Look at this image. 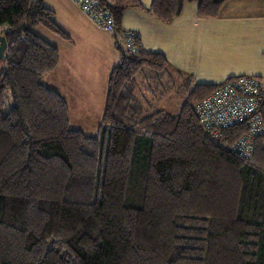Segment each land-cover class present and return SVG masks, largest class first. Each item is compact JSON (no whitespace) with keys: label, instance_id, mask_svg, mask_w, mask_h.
Here are the masks:
<instances>
[{"label":"trees","instance_id":"obj_1","mask_svg":"<svg viewBox=\"0 0 264 264\" xmlns=\"http://www.w3.org/2000/svg\"><path fill=\"white\" fill-rule=\"evenodd\" d=\"M97 1L115 42L130 47L117 46L89 135L70 126L66 101L43 82L58 50L34 28L67 38L53 12L43 0H0V264H264L261 139L240 156L245 122L214 136L194 111L231 77L193 85L183 77L171 83L184 97L177 114L156 110L146 91L158 89L144 83L170 80L169 63L121 26L124 9L144 7ZM225 1L151 0L145 9L169 23L185 3L215 17Z\"/></svg>","mask_w":264,"mask_h":264},{"label":"crops","instance_id":"obj_2","mask_svg":"<svg viewBox=\"0 0 264 264\" xmlns=\"http://www.w3.org/2000/svg\"><path fill=\"white\" fill-rule=\"evenodd\" d=\"M140 2L144 8L124 9L122 29L138 35L144 49L162 53L171 75L205 84L237 76L264 81V0H226L215 17H198L194 3L184 4L169 23L145 9L151 0ZM43 3L67 35L63 39L43 27L34 28L58 50V65L43 82L66 101L71 125L76 119L74 125L87 124L96 132L108 76L120 58L117 46L124 50L130 42L122 36L115 42L113 33L97 26L72 0ZM80 119H86L85 124Z\"/></svg>","mask_w":264,"mask_h":264},{"label":"built area","instance_id":"obj_3","mask_svg":"<svg viewBox=\"0 0 264 264\" xmlns=\"http://www.w3.org/2000/svg\"><path fill=\"white\" fill-rule=\"evenodd\" d=\"M99 27L112 31V17L108 9L97 0H72ZM198 123L210 129L216 136L218 131L234 124L245 122L247 133L234 148L240 156H250L253 139L260 138L264 148V81L251 76H237L219 85L209 95L194 105Z\"/></svg>","mask_w":264,"mask_h":264},{"label":"rangeland","instance_id":"obj_4","mask_svg":"<svg viewBox=\"0 0 264 264\" xmlns=\"http://www.w3.org/2000/svg\"><path fill=\"white\" fill-rule=\"evenodd\" d=\"M189 4L191 5V3H185V7H187V5L189 6ZM97 26H99V25H97ZM100 28L103 29L102 27H100ZM107 32H109V31H107ZM110 33H113V29H112V31ZM4 68H5V62H4L3 59L0 58V72ZM169 76H170V80H167V78L166 79L162 78V81H160L161 85L157 84L156 82H152V81H147V83L145 82L144 84L145 85L151 84L150 85L151 87H156L158 89L155 92H154V90L152 92H149L148 90L146 91V93H147V96H146L147 101L152 104V107L155 108L156 110H163V111H165V112H167V113H169L171 115H174V114H177V112L179 110V105L183 101L184 97L183 96H179L175 92V90L173 89L174 87L172 86V84L174 86H177L180 83V80L183 79V77L176 76L174 74H172V75L169 74ZM195 83H197V82H194L193 79H191V84L193 85ZM141 89L144 91V87H142V84H141ZM80 120L82 121L83 124H85V120L86 119H80ZM75 122H76V119H72V125L69 122L70 126L76 127V128H80L78 130H80V131L82 130L83 132H85L86 134H89V135H95L96 134V132L92 131V129H88V127H90L89 125H87V124H85L83 126H81L79 124L78 125H74Z\"/></svg>","mask_w":264,"mask_h":264},{"label":"water","instance_id":"obj_5","mask_svg":"<svg viewBox=\"0 0 264 264\" xmlns=\"http://www.w3.org/2000/svg\"><path fill=\"white\" fill-rule=\"evenodd\" d=\"M6 49V40L3 35H0V58L4 59V51Z\"/></svg>","mask_w":264,"mask_h":264}]
</instances>
